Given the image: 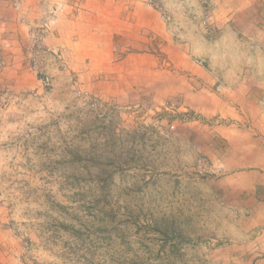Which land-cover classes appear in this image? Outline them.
<instances>
[{
    "label": "rangeland",
    "instance_id": "1",
    "mask_svg": "<svg viewBox=\"0 0 264 264\" xmlns=\"http://www.w3.org/2000/svg\"><path fill=\"white\" fill-rule=\"evenodd\" d=\"M158 1L167 20L148 5L179 34L218 36L216 0ZM28 37L15 47L17 74L0 49V239L17 264H235L224 259L235 214L189 133L200 114L180 102L188 114L151 110L171 102H101L64 68L49 66L45 85L30 68Z\"/></svg>",
    "mask_w": 264,
    "mask_h": 264
},
{
    "label": "crops",
    "instance_id": "2",
    "mask_svg": "<svg viewBox=\"0 0 264 264\" xmlns=\"http://www.w3.org/2000/svg\"><path fill=\"white\" fill-rule=\"evenodd\" d=\"M7 5L0 0V49L17 74L15 47L29 26ZM45 8L56 9L46 44L65 62L50 67L62 64L77 90L120 108L180 102L200 114L189 126L195 153L235 214L224 259L264 264V0H216L215 40L179 34L148 0H26L21 7L29 20ZM0 247V264L18 263L12 243L1 238Z\"/></svg>",
    "mask_w": 264,
    "mask_h": 264
},
{
    "label": "built area",
    "instance_id": "3",
    "mask_svg": "<svg viewBox=\"0 0 264 264\" xmlns=\"http://www.w3.org/2000/svg\"><path fill=\"white\" fill-rule=\"evenodd\" d=\"M10 1L12 3L14 10L19 11L26 0H10ZM149 4L163 15L164 20L168 19V16L164 13V9L161 7L160 1L149 0ZM53 13L54 12H51L50 14L48 13L44 14L41 17V19L34 24L30 23L29 20L24 16L20 17L19 20L21 24L29 26V30H28L29 42H28L27 50H28V61L30 68L41 80V82H43L45 85H49L51 82L47 72L50 63L57 62L58 61L57 59H59L61 56L57 52L50 50L49 47L46 45V38L49 35L50 27H51L50 25L55 18V14ZM58 63H62V62H58ZM62 68H64V66L60 64V69ZM95 102H93V105H95ZM181 109L182 107L179 106V104L175 102H171L162 105L159 108H152L151 110L155 111L154 112L155 114L170 113L176 116L182 115V113L188 114L190 112L188 109H184L181 112ZM174 129H175V125L172 124L171 130ZM200 161L204 165L206 164V159H201Z\"/></svg>",
    "mask_w": 264,
    "mask_h": 264
}]
</instances>
